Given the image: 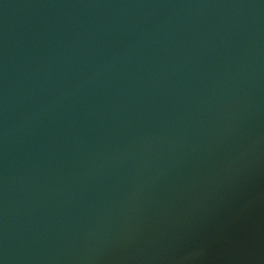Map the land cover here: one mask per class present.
<instances>
[{
  "label": "water",
  "instance_id": "95a60500",
  "mask_svg": "<svg viewBox=\"0 0 264 264\" xmlns=\"http://www.w3.org/2000/svg\"><path fill=\"white\" fill-rule=\"evenodd\" d=\"M0 264H264V0H0Z\"/></svg>",
  "mask_w": 264,
  "mask_h": 264
}]
</instances>
